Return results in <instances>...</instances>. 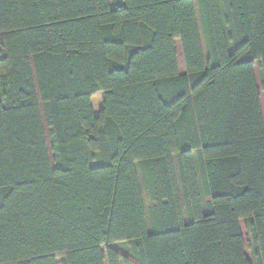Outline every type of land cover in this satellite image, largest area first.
Listing matches in <instances>:
<instances>
[{"label":"trees","instance_id":"16d2710c","mask_svg":"<svg viewBox=\"0 0 264 264\" xmlns=\"http://www.w3.org/2000/svg\"><path fill=\"white\" fill-rule=\"evenodd\" d=\"M255 65L264 0H0V264H264Z\"/></svg>","mask_w":264,"mask_h":264},{"label":"rangeland","instance_id":"374dc122","mask_svg":"<svg viewBox=\"0 0 264 264\" xmlns=\"http://www.w3.org/2000/svg\"><path fill=\"white\" fill-rule=\"evenodd\" d=\"M196 12H197V17L199 18L198 10H196ZM202 39H203V37H202ZM176 50H177V61H178L179 71L181 73H184L185 72V68H184V64H183V61H182V53H181V50H180L179 41H176ZM254 71H255L256 83H257V86H258V89H259V92H260V104H261L262 113H263V119H264V91L262 89L261 77H260V73H259L257 65H255ZM91 155L94 156V159H93V161L91 163L92 164H98L99 160H98L97 153H89V156H91ZM239 223H240V228H241L243 237H244V239H246L247 234H246V231H245L244 221L240 220ZM246 254L250 258L249 250H246Z\"/></svg>","mask_w":264,"mask_h":264}]
</instances>
